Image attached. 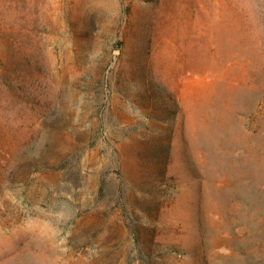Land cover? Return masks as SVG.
Masks as SVG:
<instances>
[{
	"label": "rangeland",
	"instance_id": "obj_1",
	"mask_svg": "<svg viewBox=\"0 0 264 264\" xmlns=\"http://www.w3.org/2000/svg\"><path fill=\"white\" fill-rule=\"evenodd\" d=\"M0 264H264V0H0Z\"/></svg>",
	"mask_w": 264,
	"mask_h": 264
},
{
	"label": "bare ground",
	"instance_id": "obj_2",
	"mask_svg": "<svg viewBox=\"0 0 264 264\" xmlns=\"http://www.w3.org/2000/svg\"><path fill=\"white\" fill-rule=\"evenodd\" d=\"M238 99V98H237Z\"/></svg>",
	"mask_w": 264,
	"mask_h": 264
}]
</instances>
